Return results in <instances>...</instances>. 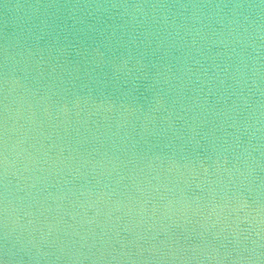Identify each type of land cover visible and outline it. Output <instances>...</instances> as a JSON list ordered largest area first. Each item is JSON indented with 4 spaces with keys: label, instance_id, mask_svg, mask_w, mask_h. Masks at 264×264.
Returning <instances> with one entry per match:
<instances>
[{
    "label": "water",
    "instance_id": "obj_1",
    "mask_svg": "<svg viewBox=\"0 0 264 264\" xmlns=\"http://www.w3.org/2000/svg\"><path fill=\"white\" fill-rule=\"evenodd\" d=\"M95 4L213 5L198 10L128 9L137 18L147 12L151 19L154 13L157 22L162 14H169V21L171 14H176L178 24L182 16L195 13L206 25L209 39L226 31L218 21L225 16L232 18L233 12L264 23V9L258 7L261 0H0V264H233L237 255L233 231H239L242 246L251 247L244 240L252 227L249 220L264 205V39L253 37L259 53L251 47L245 50L246 56L257 58V64L248 61L246 82L240 86L230 78L223 85L219 79L208 80L215 74L213 65H219L221 71L225 65L235 66V58L229 60L223 55V46L209 52L205 47L208 60L193 48L185 64L187 48L167 49L155 42L136 47L114 41L106 51L105 62L97 66L89 53L102 37L72 30V19L82 17L89 24L100 20L118 26L130 17L121 18L120 8L105 12L103 8L83 7ZM217 4L228 7L217 9ZM236 4L254 7L232 9ZM70 5L80 7H67ZM45 17H50V23L67 25L61 33L65 46L59 55L52 48L56 33L45 36L40 42L44 62L37 65L35 61L41 56L28 57L26 49L36 52L33 37L40 33ZM198 26L189 22V27ZM117 31L119 34V28ZM127 39L125 36L124 41ZM186 39L190 45L192 37ZM203 45L198 39V46ZM6 46L9 64H15L19 79V85L10 80L7 88L10 164L14 161L7 181L3 168ZM125 61L133 71L114 76V66L123 68ZM166 67L171 71L165 73ZM188 67L200 75V80L190 73L176 79ZM226 75L231 76V67ZM96 79L104 83L98 84ZM236 93L247 98L248 104L237 101ZM46 94L49 99L42 101ZM89 95L97 104L110 97L118 106L126 104L127 111L121 109L123 117L115 110L102 111L91 115L86 125L80 123L95 109L84 103L72 109V102ZM233 101H237L236 110L228 111ZM65 104L72 111L58 114L57 106ZM205 112L211 114L201 115ZM118 120L121 128L114 136ZM93 133L99 138H93ZM133 140L137 142L135 148ZM155 156L160 159H152L149 168V158ZM217 158L223 164L219 174H215L213 163ZM89 161L103 164L93 170ZM171 161L181 167H173ZM248 166L255 170L253 175L242 176ZM204 167L210 175L205 174ZM224 168L239 171H233L229 179ZM5 183L11 201L9 247L15 244L14 260L7 259L2 251ZM85 189L91 193L82 195ZM209 189L215 190L214 200ZM169 201L172 210L166 212L164 206ZM17 218L24 228L16 226ZM50 225L54 226L52 235H48ZM70 232L79 233L71 237L75 241L86 236L87 245H94L91 253L84 247L85 256H78L70 246L61 253V241H67L66 233ZM42 235L48 242L41 243ZM30 239L48 256L37 261V249L28 244ZM213 249L221 254L232 251V258L218 260ZM121 252L130 254L132 260L119 256ZM169 252L182 258L164 254ZM211 254L214 258H204Z\"/></svg>",
    "mask_w": 264,
    "mask_h": 264
},
{
    "label": "clouds",
    "instance_id": "obj_2",
    "mask_svg": "<svg viewBox=\"0 0 264 264\" xmlns=\"http://www.w3.org/2000/svg\"><path fill=\"white\" fill-rule=\"evenodd\" d=\"M45 7H54L52 5H47ZM65 7V6H62ZM67 7H71L72 9H78L80 5H70ZM85 8H94V9H101L103 8L105 12H108L109 9L114 8H120L123 9V12L121 13V18L124 16H129L130 18L125 21L124 24L113 26L111 24H104L103 21L97 20L96 23H87L82 17L80 18H73L72 19V30L75 31H85L93 34H97L102 37L100 42L97 44V47L94 48L90 53L89 56H91V62L99 66L100 64H103L105 62L104 58L106 56V51L113 45V42L115 41V44H127L128 46H136L139 47L140 44H143L145 42L152 43L155 42L160 46H164L167 49H175L177 47L180 48H187L188 51H186V56L184 57V62L187 64L189 61V58L191 56V49H195L196 53L202 57L204 60H208L209 56L204 52V48L206 47L208 52L213 47H219L223 46V55L227 56L229 60H232L235 58V66L232 67L231 65H225L223 71L220 70L219 65H213V67L216 69L214 76L208 77V80L211 81L212 79H219L220 84L223 85L224 81L226 79H232L234 84L237 86H240L241 83L246 82V69L248 67V61H251L252 65L255 66L257 64V58L252 57L250 54L245 55V50L248 47L252 48V51L259 53L260 47L255 44L254 35L259 36L261 39H264V23H259L257 20H253L250 18V15H245L243 12L236 13L233 12L232 18H228L227 16L222 17L218 22L221 23L226 31L216 33L215 39H209L207 34L205 33L204 29L206 25L201 20L200 16L195 15V13L191 17L182 16V22L177 23L175 16L176 14H171L173 16V19L169 21V14H162V20L157 22V19L154 15V13L151 16V19L149 18V13L144 12L142 18H137L135 15L129 13V8L139 9L143 10L145 7H150L152 9H165V8H172L177 7L180 9H203V8H210L213 7V5H201V4H193V5H176V6H170V5H142V4H135V5H129V4H95V5H84ZM217 9H223L228 7V5H220L217 4L214 6ZM254 6L251 5H243V4H236L231 5L232 9H251ZM261 9H264V0H261V4L258 6ZM89 15H92V13H89ZM203 13H201V16ZM225 20L227 23L225 24ZM195 21L199 26L198 27H189V22ZM41 30L38 35H35L33 37L35 41V47L36 52L33 53L31 48L26 49L27 56L32 57L33 59L37 54L41 56L40 60L35 61L37 65L43 63V49L40 48V42L44 40L45 36H51L52 33H56L55 37L52 38L53 44L52 48H55V50L60 54H62V48L65 46L64 41L61 39V33L63 31V28L67 25L61 26L57 25L54 22L50 23V17H45L41 21ZM79 25H84V27H80ZM119 28V34L117 29ZM127 36V41H124V37ZM191 36V44H188V41L186 37ZM198 39L200 41L204 42L203 46H198ZM139 41V42H138ZM259 48V51L257 50ZM51 52V51H49ZM167 54V53H166ZM59 55L57 59H59ZM9 56L7 53V46L5 47V54H4V73H3V83L5 87V93H4V112H5V119H4V152H3V168H4V177L5 181H7V177L9 175V170L11 167H14V161L10 164L9 156L12 150L9 148V138H8V114L10 112V105H9V96L10 93L7 91L9 82L13 83V85H19V79L15 76V64H12L10 66L9 64ZM195 63H200V60H195ZM139 63V61H137ZM128 61L124 62V67L121 68L119 65H115V72L114 76L118 75L120 72H125L126 74L131 73L133 70L131 68H127ZM231 67V76L226 75L229 72V68ZM126 69V70H125ZM138 69H136L137 71ZM55 71V66L53 67V72ZM171 71V68H165V73ZM205 73H207V69H204ZM182 76H176L177 80H182L184 75L191 74L196 76V80H200V75L196 73H191L190 67L186 68V70L181 71ZM257 73H253L255 76ZM167 82V77H165ZM96 83L103 84L104 81L96 79ZM256 81L253 79V84H255ZM21 87H25V85H20ZM231 87V85L229 86ZM32 96H35V91L31 92ZM237 101L243 100L245 105L248 104V99L243 97L240 93H236ZM49 99L48 95L46 94L44 97H41L42 101H47ZM237 101H233V105L231 108H228V111H235L236 110V103ZM27 103V101H25ZM39 103V101H38ZM84 103L86 106L90 105L94 107V112H87L85 114L84 120L79 121L80 123L87 124V120L90 118L91 115L100 114L102 111L112 112L115 110L119 113L120 117H123L124 113L121 112V109H124L127 111V105L126 104H120L119 106L112 101L110 97H104L99 104L96 103V101L89 95L86 97H80L78 96L73 102H72V109H76L80 107V104ZM159 104L160 101H157ZM29 107H31V104L29 103ZM58 107V114L63 113L67 114L68 112L72 111L68 107L67 104L63 105V107ZM211 113H201V115H210ZM77 116L80 115L79 112L76 113ZM217 115H221V113H217ZM31 119V118H30ZM153 119V118H150ZM235 119V117H233ZM247 128L248 125H245ZM121 128V124L119 120L117 121V131L114 133V136L119 135V130ZM258 131L261 129H257ZM103 135V133H101ZM255 136V133L252 134ZM93 138L98 139L99 137L93 133ZM127 138V137H126ZM143 138V136H142ZM23 141H20L18 143H22ZM136 141H132V147L135 148ZM15 147V145L13 146ZM251 147V145H249ZM244 152L248 153V156H251V153L248 151V148L244 149ZM239 158V157H238ZM152 159H160L159 156L150 157L149 158V164L148 167L151 168V161ZM90 164H92V169L95 170L97 167H100L103 164V161H97L92 162L89 161ZM173 167L179 168L181 165L175 161L170 162ZM215 164V174H219L221 172V169L223 168V164L220 163L219 159L215 160L213 162ZM203 167V165H201ZM183 167L187 168L188 164H184ZM171 170V169H170ZM79 170L77 169V172ZM223 171L227 173V176L229 179L232 178L233 171H239V169H226L224 168ZM254 169L250 166L246 167L244 172H241L240 174L242 176L251 177L254 173ZM204 172L206 175H210L209 169L207 167H204ZM157 180L159 179V176L155 177ZM218 182V181H217ZM211 183V181H210ZM209 191L213 194V200H214V189H209ZM91 193V189H85L82 190V195H88ZM198 203V200H197ZM10 204L11 201L8 198V186L7 183H5V200H4V232H3V253L5 257L9 260H14L16 253L13 251V248H15V244H13L11 247H9V240L11 238L12 232L9 230V223L8 218L10 214ZM92 205H89L91 207ZM83 207V205H81ZM119 207V205H117ZM165 211L170 212L172 210V201H169L165 206ZM242 207V205H241ZM213 211L215 209L213 208ZM30 215V213L28 214ZM74 216V215H73ZM62 221H58L60 223ZM31 223V221H29ZM15 224L17 227L24 228V225H21L19 223V218L15 221ZM249 224L252 226L251 229L248 231V235L244 237L245 241H249L251 243V247H248L247 244H243L240 239V233L239 231L234 230L233 235L236 237V247L234 251L237 252V255L235 258H232V251H225L224 254H221L218 250L213 249L212 254H214V257L218 260H225L232 258L233 264H264V205H260L259 212L256 216H253L251 220H249ZM49 232L48 235H52L54 226H48ZM69 227H71L69 225ZM13 229L12 231H14ZM253 234L254 237L253 238ZM31 235V233H30ZM66 235L69 237L67 241H61V244L63 245L60 248V252L63 253L66 246H70L71 250L78 256H85L82 249L84 247H88V252L91 253V248L94 245H87V237L82 236L80 241H75L71 239L74 235H79L78 232L75 233H66ZM47 236L42 235L41 236V243H46ZM101 242H103V235L101 237ZM79 243L80 247L77 248L76 244ZM28 244L32 245L33 247H36L37 249V261L42 257H47L48 253H42L40 251L39 246L36 244L34 240H29ZM149 253H151L153 250L148 249ZM143 250H141L142 254ZM244 253H247L245 255ZM166 255H172L174 258L181 257L178 256L176 253L169 252L164 253ZM205 255L204 258L211 259L214 258L213 255ZM121 257H125L128 260H132V257L128 253H119L118 254ZM185 257V256H183ZM116 257H113L115 259Z\"/></svg>",
    "mask_w": 264,
    "mask_h": 264
}]
</instances>
